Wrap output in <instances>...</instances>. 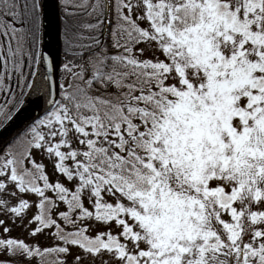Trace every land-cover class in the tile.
<instances>
[{
	"label": "snow or ice",
	"instance_id": "obj_1",
	"mask_svg": "<svg viewBox=\"0 0 264 264\" xmlns=\"http://www.w3.org/2000/svg\"><path fill=\"white\" fill-rule=\"evenodd\" d=\"M33 97L0 264H264V0H0V128Z\"/></svg>",
	"mask_w": 264,
	"mask_h": 264
},
{
	"label": "water",
	"instance_id": "obj_2",
	"mask_svg": "<svg viewBox=\"0 0 264 264\" xmlns=\"http://www.w3.org/2000/svg\"><path fill=\"white\" fill-rule=\"evenodd\" d=\"M46 48L53 55L59 52V41L57 38V22L52 18L48 28V35L46 41ZM41 108L38 101L33 97L29 103L24 107L23 111L16 117V119L7 127L6 130L0 129V142L7 140L13 133H15L23 123L29 118L37 115Z\"/></svg>",
	"mask_w": 264,
	"mask_h": 264
},
{
	"label": "bare ground",
	"instance_id": "obj_3",
	"mask_svg": "<svg viewBox=\"0 0 264 264\" xmlns=\"http://www.w3.org/2000/svg\"><path fill=\"white\" fill-rule=\"evenodd\" d=\"M46 41H47V37H46ZM38 104H39V102H38ZM39 106H40V104H39Z\"/></svg>",
	"mask_w": 264,
	"mask_h": 264
}]
</instances>
